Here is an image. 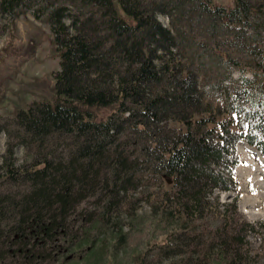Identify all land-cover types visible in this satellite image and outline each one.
Here are the masks:
<instances>
[{"label": "trees", "instance_id": "16d2710c", "mask_svg": "<svg viewBox=\"0 0 264 264\" xmlns=\"http://www.w3.org/2000/svg\"><path fill=\"white\" fill-rule=\"evenodd\" d=\"M32 1L0 0V19L13 23L28 10L36 18L47 15L60 58L57 96L14 117L0 114V135L7 136L0 261L44 264L57 254L58 261L76 264L80 205L90 197L109 205L146 177L171 187L162 215L178 221L182 232L202 216L208 194L237 191V144L245 141L264 156V43L256 45L262 2L118 0L120 13L115 0H41L36 8ZM206 19L211 34L225 29L254 40L243 43L245 63L228 51L213 52L238 65L240 74H228L232 85H221L219 100L204 105L194 64L206 46ZM248 29L258 32L249 37ZM20 146L33 153L22 165L16 162Z\"/></svg>", "mask_w": 264, "mask_h": 264}, {"label": "rangeland", "instance_id": "374dc122", "mask_svg": "<svg viewBox=\"0 0 264 264\" xmlns=\"http://www.w3.org/2000/svg\"><path fill=\"white\" fill-rule=\"evenodd\" d=\"M212 1L227 7L235 4V0ZM246 1L264 4V0ZM115 3L121 13L118 0ZM31 4L40 7L42 1L33 0ZM159 19L170 25L168 16L161 14ZM193 25L197 30L200 27L195 21ZM202 28L206 31V46L199 49L194 68L200 75L206 105L209 99L219 100L221 85H232L228 74L232 79H238L240 74L238 65L223 62L215 51H228L245 63L248 44L254 40L250 36L258 31L247 30L250 39L245 38L248 44L244 46L245 39L225 34V29L211 34L207 19ZM259 32L258 46L264 43V23ZM199 52L203 53L200 57ZM59 68L56 40L47 15L36 18L33 10H28L13 23L8 17L0 19L1 115L14 117L20 110L29 109L34 101L54 102L57 96L54 72ZM105 113L106 110L101 111V115ZM6 142L7 136L2 133L0 165ZM236 154L237 191L214 190L208 194L202 216L195 215L186 232L177 230L178 221L162 215L163 195L171 187L155 178L146 177L142 186L131 189L126 197L112 198L109 205L101 197L85 200L74 216L76 240L80 241L75 257H81L75 259L76 264H264V156L245 141L237 144ZM32 159L33 153L27 148L16 149L18 165ZM62 245L65 248L67 244ZM18 262L8 258L0 264ZM65 263L61 258L58 261L57 254L54 260L44 262Z\"/></svg>", "mask_w": 264, "mask_h": 264}]
</instances>
